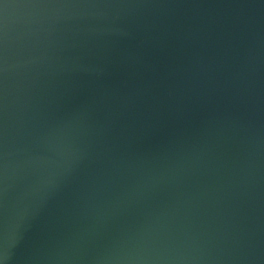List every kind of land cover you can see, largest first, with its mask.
<instances>
[{
  "label": "water",
  "instance_id": "1",
  "mask_svg": "<svg viewBox=\"0 0 264 264\" xmlns=\"http://www.w3.org/2000/svg\"><path fill=\"white\" fill-rule=\"evenodd\" d=\"M0 264H264V0H0Z\"/></svg>",
  "mask_w": 264,
  "mask_h": 264
}]
</instances>
